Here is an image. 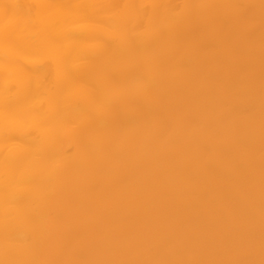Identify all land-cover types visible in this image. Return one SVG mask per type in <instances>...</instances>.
<instances>
[{"label": "bare ground", "instance_id": "1", "mask_svg": "<svg viewBox=\"0 0 264 264\" xmlns=\"http://www.w3.org/2000/svg\"><path fill=\"white\" fill-rule=\"evenodd\" d=\"M0 264H264V0H0Z\"/></svg>", "mask_w": 264, "mask_h": 264}]
</instances>
